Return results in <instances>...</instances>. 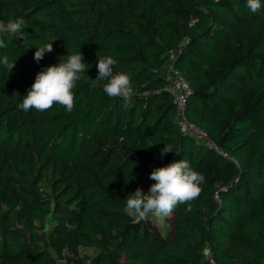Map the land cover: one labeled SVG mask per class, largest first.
Returning a JSON list of instances; mask_svg holds the SVG:
<instances>
[{
  "label": "trees",
  "instance_id": "1",
  "mask_svg": "<svg viewBox=\"0 0 264 264\" xmlns=\"http://www.w3.org/2000/svg\"><path fill=\"white\" fill-rule=\"evenodd\" d=\"M0 0V21L22 17L25 41L2 34L0 264H64L49 250L93 247L77 264H264V0ZM53 51L37 63L36 47ZM83 54L74 109L18 108L44 68ZM98 56L131 73L129 106L109 97ZM187 81L185 118L219 150L183 132L166 67ZM91 78V79H90ZM166 144L173 151L161 157ZM175 152H179L176 154ZM186 159L201 193L172 211L166 239L126 198L153 169Z\"/></svg>",
  "mask_w": 264,
  "mask_h": 264
},
{
  "label": "clouds",
  "instance_id": "2",
  "mask_svg": "<svg viewBox=\"0 0 264 264\" xmlns=\"http://www.w3.org/2000/svg\"><path fill=\"white\" fill-rule=\"evenodd\" d=\"M247 7L252 13H257L261 7V0H247ZM26 22L22 17L9 19L7 23L0 21V48L5 44L2 34H13L15 38L25 41L24 29ZM56 38H49V42L36 47L34 60L39 63L45 53L53 51L52 41ZM97 77L91 79V87L101 86V81H106L102 85L104 93L109 97H119L127 107L131 103L134 89L131 86V73L113 72L116 61L111 56H98ZM60 62L48 66L38 72L34 83L23 96V101L18 108L24 112L35 109L38 112H45L54 104L61 105L71 113L74 109V92L77 82L81 81L86 73L88 64L83 62V54L79 51L75 54L59 57ZM0 64L12 72L15 62H10L7 56L0 57ZM173 151L171 144H166L160 149L161 157ZM179 154V152H175ZM149 179L154 181L147 193L141 188H137L126 198V211L130 216L145 219L149 213L156 217H166L178 204H188L195 200L201 193V184L204 183L203 174L194 170L190 162L186 159L173 161L163 167L153 169Z\"/></svg>",
  "mask_w": 264,
  "mask_h": 264
},
{
  "label": "built area",
  "instance_id": "3",
  "mask_svg": "<svg viewBox=\"0 0 264 264\" xmlns=\"http://www.w3.org/2000/svg\"><path fill=\"white\" fill-rule=\"evenodd\" d=\"M170 73L171 76H166L168 80L166 90L172 95L174 104L176 105V122L179 128L183 132L195 137L198 141L203 142L208 146L215 148L216 150H219L215 142L209 138L208 134L203 129L186 120L184 111L187 102V96L189 94L188 83L173 67H170ZM219 151L224 156L227 155L223 151Z\"/></svg>",
  "mask_w": 264,
  "mask_h": 264
},
{
  "label": "rangeland",
  "instance_id": "4",
  "mask_svg": "<svg viewBox=\"0 0 264 264\" xmlns=\"http://www.w3.org/2000/svg\"><path fill=\"white\" fill-rule=\"evenodd\" d=\"M163 74L165 76H171L170 66L167 65ZM150 217L160 228L166 239L172 237L175 230V217L172 212L168 216L162 218L156 217L154 214L150 213ZM49 250L58 261L64 264H77L80 257L86 255L92 258L97 254L95 248L88 246H79L76 251L71 249L68 245L61 246V249L50 246Z\"/></svg>",
  "mask_w": 264,
  "mask_h": 264
}]
</instances>
